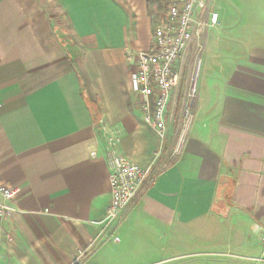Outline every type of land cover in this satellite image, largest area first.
Segmentation results:
<instances>
[{"label":"crops","instance_id":"0c3cea01","mask_svg":"<svg viewBox=\"0 0 264 264\" xmlns=\"http://www.w3.org/2000/svg\"><path fill=\"white\" fill-rule=\"evenodd\" d=\"M50 5L81 53L59 51ZM211 9L195 120L172 161L178 103L162 144L131 86L132 56L152 41L149 0H0V185L19 189L0 264L81 252L82 264H264V0ZM110 139L141 168L162 154L105 228Z\"/></svg>","mask_w":264,"mask_h":264},{"label":"built area","instance_id":"2783aa9c","mask_svg":"<svg viewBox=\"0 0 264 264\" xmlns=\"http://www.w3.org/2000/svg\"><path fill=\"white\" fill-rule=\"evenodd\" d=\"M218 24L219 15L212 11L211 0H170L153 29L150 48L138 50L132 56L135 59L132 91L140 96L144 121L162 144L168 137L170 108L173 103L179 105L180 124L171 152L172 161L181 154L194 123L192 104L199 96L204 40ZM117 143V139L109 140L111 203L104 218L97 223L105 228L112 226L139 198L162 154L157 152L150 165L141 168L117 153ZM168 167L166 163L159 168L163 172ZM18 192L17 188L0 185V248L6 240L11 241L5 232V222L19 212L15 207ZM85 256L86 252H81L73 264H82Z\"/></svg>","mask_w":264,"mask_h":264},{"label":"rangeland","instance_id":"374dc122","mask_svg":"<svg viewBox=\"0 0 264 264\" xmlns=\"http://www.w3.org/2000/svg\"><path fill=\"white\" fill-rule=\"evenodd\" d=\"M169 1L170 0H149V2H151V10L153 13L154 28L158 24V22L160 21V17L165 14L166 7H167V4L169 3ZM42 4H43V6L45 5L44 2ZM50 7L52 9L51 10L52 16L49 17V19L51 22L53 21L52 27L57 28L56 34L58 35V38H59L58 39L59 51L60 50L62 51L63 50L62 48H64L66 50V53L68 54L67 50L70 49L69 52H70L71 56H75V54L81 53L80 50L79 51L73 50V48L75 46H77L76 45L77 42H76L75 37H73L71 34L70 26L66 22V19L62 18V15H60L58 13V11L56 10V8L53 5H50ZM204 41H205L204 46L206 48V37H205ZM202 57H203V54H202ZM200 74H201V69H200ZM178 107H179V105H178ZM153 261H156V259H154ZM162 264H179V261L178 260H171V261H168V262L162 263Z\"/></svg>","mask_w":264,"mask_h":264}]
</instances>
